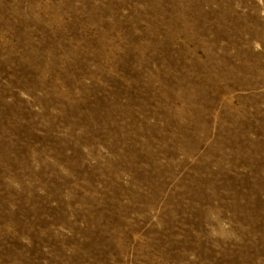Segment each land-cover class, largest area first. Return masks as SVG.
I'll use <instances>...</instances> for the list:
<instances>
[{"label":"rangeland","instance_id":"374dc122","mask_svg":"<svg viewBox=\"0 0 264 264\" xmlns=\"http://www.w3.org/2000/svg\"><path fill=\"white\" fill-rule=\"evenodd\" d=\"M0 264H264V0H0Z\"/></svg>","mask_w":264,"mask_h":264}]
</instances>
